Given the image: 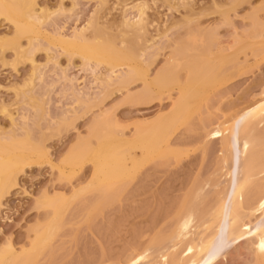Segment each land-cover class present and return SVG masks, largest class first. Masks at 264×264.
<instances>
[{
    "label": "rangeland",
    "instance_id": "1",
    "mask_svg": "<svg viewBox=\"0 0 264 264\" xmlns=\"http://www.w3.org/2000/svg\"><path fill=\"white\" fill-rule=\"evenodd\" d=\"M34 2L35 12L47 16L40 26L34 24L38 28L32 33L37 39L31 41L30 34L29 42V34L22 36L16 41V49L7 45L15 38L14 24L0 16V44L6 42L0 45V140L27 135L45 151L23 165L0 197V250L9 247L22 254L30 248L38 229L52 214L50 207L41 204L43 199L57 196L65 203L55 226L58 229L54 228L56 233L43 251L34 252V264H161V253L178 258L183 254V241L193 239L194 232L205 231L211 223L206 233L217 234L213 247L220 249L213 264H264V258H258L253 250L256 236L233 241L225 229L218 232L226 191L239 178L243 163L235 152L238 145L236 149L229 147L228 159L224 160V133L234 128L237 133L243 109L264 95V0ZM139 12L142 20L135 28L123 27L125 22H138ZM74 33H83L80 38L97 34V45L104 41L114 49L122 48L133 59H123L124 64L115 66L110 75L109 66L98 59H93L96 65L62 50L57 38L70 40ZM128 65H134L133 72L138 73H131ZM164 67L171 70L167 83L159 86L161 89L151 87L148 79L152 81ZM200 77L207 79L204 93L194 99L193 94L186 96L187 81L191 80L192 87ZM143 84L151 89L142 95L144 99L137 96L145 88ZM181 86L185 88L182 91ZM189 95L193 100L198 98L195 106L189 103L191 99L186 105ZM178 101L187 106L186 110L180 107V115L177 110L181 104L174 107ZM175 110L181 117L172 125L169 121L175 119L168 115L174 116ZM186 113L188 120L180 123L186 120ZM261 114L248 120L253 124L248 129L257 142L252 144L257 153L253 156L264 162ZM162 117L169 121L162 119L163 123ZM158 119L164 127L157 124L156 133H167V141L158 139L157 144H162H156L155 150L150 148L152 151L144 150L147 146L142 147L141 142L136 153L142 156L129 176H112L119 179L91 189V161L82 160L73 167L62 163L79 143L96 144L94 130L101 135L114 130L123 140L134 139L143 131L147 136L148 132L155 134ZM167 121L168 132L164 130ZM153 124L152 132L148 131ZM137 129L141 131L135 135ZM114 133L106 141L119 147L122 139ZM115 139L117 143L112 141ZM252 180L264 185V170ZM252 193L253 188L248 194ZM247 199L248 204L238 210L240 218L260 225L264 222L261 206L254 197ZM187 208L193 213L191 220L187 226H179L178 217L181 211L190 210Z\"/></svg>",
    "mask_w": 264,
    "mask_h": 264
},
{
    "label": "bare ground",
    "instance_id": "2",
    "mask_svg": "<svg viewBox=\"0 0 264 264\" xmlns=\"http://www.w3.org/2000/svg\"><path fill=\"white\" fill-rule=\"evenodd\" d=\"M34 3H35L34 0H0V16H4L6 20L11 21L12 24H14V27H15V33H14L15 34V38H14V40H11V41L7 42V45L13 47L14 49L19 47V46H17L18 43H16V41L18 40V38H21L22 36L26 37V35L29 34L28 40L31 37L33 38V40H32V38L30 39L31 41H34L35 39H37L38 35H36V34L33 35V33H32L33 29L35 27L38 28L37 26H34V24L35 23L36 24L39 23V25L38 24L37 25L40 26L41 22L45 21L44 19L46 18L47 15L45 16V14H43V13H41V14L36 13L34 8H33ZM139 11H140V8H139ZM141 12H139L140 16H138V19H137L138 22L137 21L134 22V23H128V22L126 23L125 22V23H123V27H125V28L128 27L129 29L130 28H135V26H137V24L140 23V21L142 20V17H141L143 15L142 13H145L144 11L142 13ZM36 28H35V30H36ZM39 30H40V27H39ZM39 30H37V31H39ZM96 33L98 34V31ZM30 34H31V37H30ZM37 34H38V32H37ZM81 34H83V33H81ZM81 34L79 33V35L76 36V34L74 33L73 35H75L74 36L75 38H73V39L70 38V40H69V38L67 40V37L65 38L66 40L63 37L62 38L59 37V38H57V39H59V40H57V41H59L58 45H60V47H62V50L65 53H69L71 55H73V54L74 55L75 54L79 55V56H81L82 59H84V61L88 60V61L91 62V61H94L95 59L96 60L98 59L97 61H100V64H102V62L107 64V66H109L110 75L113 73V68H116L115 66H117V65L121 66V64L122 65L124 64V63H122L123 59L129 60V61L131 59H133V57L130 56L131 54L126 53L125 50H123L122 48H121L122 50L121 49L118 50L116 48L115 49L112 48V45H110V43H109V45L111 47L108 46V43H106L104 41L101 42V43L105 44L104 46H103V44H101V45L98 44L97 45V43H99V38H100L99 35H97V34H94L93 36L91 34V36H92V37L90 36L91 38L90 37L86 38L84 36L82 38H80ZM127 34H128V32H127ZM32 35L35 36V37H33ZM73 35H72V37H73ZM76 37L77 38L79 37L80 39L79 38L77 39ZM74 39H77V41H75ZM30 40H29V42H31ZM72 40H74V41H72ZM96 40H98V42L95 43ZM5 44H6V42L2 41V43L0 45L1 46H5ZM31 44L29 43V45H31ZM94 45H96V46H94ZM99 46H103V47L101 48ZM120 50L123 51V52L121 53ZM126 55H128V56L126 57ZM126 60H124V62ZM88 61H86V62H88ZM95 64L97 65V62H95ZM131 66H132V71L130 69ZM133 66L134 65H130V66L128 65V67H129L128 69L130 70L131 73L133 72V68H134ZM110 67H111V69H110ZM128 69H127V71H128ZM169 69H165V67H164V69L161 70L162 73L161 72H160V74L156 73V75H154V78L153 79L151 78L152 81H150L148 79L149 85H150V82H151L152 84L150 86L153 87V85H155V87H157V89H158L159 86H165V83H167L166 79H167L168 75L170 74L169 72L171 71ZM111 71H112V73H111ZM134 71H136V70H134ZM136 72L138 73V71H136ZM136 72H135V74H136ZM133 74H134V72H133ZM142 74H143V72H142ZM142 74H138V75L140 76ZM110 75H107V76H109L110 79L113 78ZM128 75H129V72H128ZM124 76H126V78L128 77L126 75V73L124 74ZM129 77H132V75L129 76ZM141 77H144V75H142ZM126 78L123 79V80L127 81ZM200 79H201V77L196 81L198 86L195 83V84L192 85V87L189 85V82L191 83V80L187 79L188 81H187V84L185 85V86H187V89H185L186 87L184 85H182L185 88H183L181 86L180 90L182 91V88L185 89L186 90L185 93L187 92L186 96L189 93L193 94L194 96H191L193 99H194V97H196V95L199 98V94L205 90L204 89V87H205L204 84L207 82V79L205 80L206 82L203 81L204 78H202L201 80ZM123 80H121V81H123ZM148 81H146V82H148ZM209 81H210V79H209ZM144 82L145 81H143V83ZM201 84H202L203 88L201 87ZM143 85L145 86V88L143 89V91L141 93H139L137 95L138 97H141V98L143 97L142 95H144L147 91H148L147 93H149L150 90H151V89L148 90L150 88L149 86H147L145 84H143ZM188 85L190 86V88L188 87ZM194 85H196L197 87L194 86ZM161 88H163V87H161ZM161 88L159 87V89H161ZM202 89H203V91H202ZM189 90H190V92H189ZM180 94L182 96L184 93H180ZM191 97L189 95V99L185 98V99H187V101L185 100V103L187 102L186 103V105H187L189 100L191 99L189 103H191L192 105L194 104V106H195V102H196L195 100H197V102H198V98H195V100H193ZM133 98H134V96L131 98V100ZM200 98H201L200 100H203L202 97H200ZM143 99H144V97H143ZM136 100H140V99H136ZM132 101L135 102V100H132ZM179 101L176 102L177 104L174 106L175 108L178 106V103H180ZM181 101H184V98ZM192 102H194V103H192ZM180 104H181V106L179 105L178 109H180V107H181V109L183 110L184 107H185V110H186L187 106L182 107L183 102L180 103ZM197 105H199V103ZM194 106H192V107L190 106V107L193 108ZM189 108H188L189 111L190 110L193 111V109H194V108L193 109H189ZM180 110L179 111L177 110V112H179L178 113L179 115L182 114V113H180V112H182V110L181 111ZM243 110L244 111H242L241 115L238 117V119L240 120L239 122L242 123L241 124L242 127L240 126V129H236L237 133H235L236 132L235 128L233 129L234 132H233V130H231L232 133H231V131H229V129H227L225 131V133H224V139H223L224 146L223 147H224V151L226 150V152H227L226 154H224L225 155L224 156V160L227 161V159H228V155L227 154H228V151L230 150L229 147L233 146L236 149L237 148L236 145H238V148L236 150L235 149H233V150H235V152L236 151L238 152L237 155L239 154L240 158L243 159L242 160L243 163H242L241 174H239V176H238L239 178L238 179L236 178V181H233V184L231 185L229 191H226L228 193L225 195L226 196L225 197V201L228 203V205L225 202L224 203V207H223V209L221 211V214H220V217H219L218 221H220L219 224L222 227L219 228L220 226L218 225L219 226L218 227L219 228L218 232H220V230H224L225 229V231L227 233V236H228L227 238L229 240H233V241H241L243 239H248V238H250L252 236H256V240L253 243L254 244L253 245V247H254L253 250H255V253H256L257 257L258 256H260V257L262 256V258H264V233L260 234V231L264 227V222L260 223V225H259V223L258 224H252V223H250L248 221L246 222V220L245 221L243 220L244 222H242V219L240 218V215H239V212H238V210L240 208H243L245 206V204H248L247 201L249 199H247V198H248V196H250V197H254L255 203L258 204L259 206H261V212L264 215V193L261 192V190L264 188V185H262L260 183H257L256 181L252 180V178L255 175H257L258 173H260V172H262L264 170V162H260L258 160V157L257 156L255 157V155L257 153L255 154V152H254L255 148L252 149L253 146H255V145H252V144H255L257 142H255L254 141L255 139L252 138V133L250 132L251 129H248V128H251L252 125H253L252 123H251L252 125H250V123H249L250 119L252 117L257 116L256 115L257 113L258 114H260V113L263 114L264 113V95H263V98H260L253 105L248 107L246 110L245 109H243ZM172 111H173V109H172ZM188 113H190V112H188ZM174 114L176 116L175 115L173 116V114H169L168 116L170 117V115H171V118H173L175 120L170 119L171 121H169L168 118L165 119L166 116L160 118V120L163 123L165 121H163L162 119L168 120L173 125L174 121H176V119L180 120V117H181V116L178 117L179 115L176 114V110H175ZM186 117H188L187 113L185 115V119H186ZM110 120H111V118H110ZM160 120L159 119L156 120V125L159 124V123H157L158 121L161 122ZM187 120L188 119H186L185 121L182 120L180 123H185ZM253 120H255V119H253ZM168 121H167L168 126H165L166 128H164V130L166 129L167 132H168V130H170V128L167 129V127H169V122ZM247 121H248L249 124L247 123ZM105 122H107V121H105ZM251 122H252V120H251ZM237 123H238V121H237ZM254 124H255V122H254ZM256 124H257V122H256ZM153 126H154V124L152 126H150L149 129L147 127L148 131L149 130L151 131L150 128H152ZM162 126L164 127V125H160V127H162ZM253 128H254V126H253ZM147 129H145V130L147 131ZM154 129H156V127ZM154 129H152V130L154 131ZM158 129H159V126L155 130V134L152 133V135H150L151 133L149 134V132L147 131L148 132L147 133L148 136L145 135L146 134L145 131L142 130L144 132V134H143V133L140 132L141 129H139V130L137 129L138 131H136L135 135H137L139 132L141 134L139 133L134 139L130 138L131 140L128 138V140H130V141L125 140V139L123 140L124 137L122 138V136H120L119 134L114 133V132H117V131H114V130H112L113 132H110V133L107 132L104 135L98 134L97 131L94 130L92 132H93V135H96V137H97V140H98V141H96L97 145L94 144L95 146L94 145L92 146L87 141H83V142L79 143L77 145V147L74 148L72 150V152L68 153V155L65 157V159L62 160V163L64 164V166L66 164L68 166L73 167V166L79 164V162H81L82 160L91 161L92 165H93V169H94L93 170V175L95 177L92 175V177L94 178V181H92V180H91L92 182L90 181L89 187H91V189H94L95 187H101L103 185L105 186L106 185L105 183H107V182L111 183L110 179L111 180L119 179V178H117V179L116 178H112V176H118V175H120V176L121 175H125L126 176V175H128V174L130 175L132 173V170L135 168V164L137 162V159H139V157L142 156L141 152H140L139 155H138V153H136V151L140 149L139 147H140V143L141 142L143 143V145L141 143L142 147L147 146V148H143V149L144 150L147 149V151H150L152 148L155 147V145L157 144L158 139L159 140L161 139L160 140L161 142H162V138H163V141H164V138L166 140V136L168 134L164 133V132H163L164 135H163V133L162 134H160V133L157 134L156 131ZM228 131H229V133H228ZM112 133H114V135L116 134L115 136L119 135V137L122 139V141H120V142H122V143H120L121 145H118L119 147H116L115 145H110L109 142L106 141V140H108L107 138L112 137V135H113ZM240 133H241V135H240ZM142 134H143V136H142ZM165 134H167V135L165 136ZM144 136H147V137H144ZM116 138H118V136ZM4 140L5 141L0 140V197H1L2 194L6 193L8 187H10L13 184V182L15 181L14 180L15 176H17L18 171L23 167V165H25L27 163L29 164V162H31L34 159V158L32 159V157L36 153H40L42 150H43V152H45L43 148L42 149L40 148L41 145H38L37 143L31 142L27 135L23 136L20 139L11 138V139H8V140H6V139H4ZM117 140H119V139H117ZM108 141H110V140H108ZM112 141L114 143L115 142L117 143L116 139H115V141L114 140H112ZM159 142H158V144H162V143H159ZM148 149H150V150H148ZM153 150H155V148ZM169 151H170V149H169ZM251 152H252V154H251ZM253 154H255V155L253 156ZM35 157H37V156H35ZM68 169H69V167H68ZM110 183H107V185L110 184ZM88 188L87 189L85 188V190L88 191ZM251 188H253L254 193L249 195L248 193L250 192ZM82 192H83V190H82ZM56 197H51V198L46 197V198L43 199V201H42L43 203H41V204L43 206L46 205V207H50L52 209V211H51L52 214L49 217V221L47 220L49 222L48 225H45V224H47V221H46L44 226L42 227V229L40 228L41 230L38 229V232L36 231L37 234L35 236H37V237L36 238L33 237L34 239L31 240L32 244L30 243L31 244L30 248H28L26 250L24 249L25 252L22 251L23 252L22 254H17L16 252H12L13 249L9 248V247H6L7 249L5 248L4 250L3 249L0 250L1 251L0 252V264H30V263L34 264V254H35L34 252L38 251L40 253L41 251H43L46 248V246L48 244V241L54 235L55 231L53 232V230L58 229L57 227L55 228V226H57L59 224L57 222V220L60 217L61 210L63 209V204H65V203H63L62 200H59ZM64 208H65V206H64ZM188 209H190V208H187V210ZM249 213L251 214L252 212H249ZM192 215H193V213L191 212V209L189 211H186V210L184 212L181 211V215L178 217L179 221H177L176 224L179 223V226H187L189 224L190 220H191ZM243 217H244V215H243ZM60 220H61V218H60ZM60 220H58V221H60ZM221 221H223V223ZM212 222H214V221H212ZM56 223H58V224L56 225ZM210 223L211 222H209V224ZM211 225H213V223H211ZM211 225H209V228L212 227ZM176 227H178V226L176 225ZM176 227L174 226V230L176 229ZM207 228L208 227L205 228L206 229L205 231L203 229V231H201L199 233L194 232V234H193L194 238L193 239L190 238L189 240H186V242H184L185 240L184 241L182 240L183 243L185 244V247L182 250L183 254L179 255L178 258L174 257L176 259H174V258L171 259L168 254H163V253H161L160 256H159V254H158L159 252L157 251L158 252L157 256L160 257V263L161 264H172L173 262H175L176 264H213V262L220 255L219 254L220 252L218 251L220 249H218V250L216 249L215 250V248L213 247V246L216 245V242L218 240L217 236H216L217 234L212 235L211 233H213V231L210 232L209 234H207L206 231L209 230V228L208 229ZM216 231H217V229H216ZM174 232H172V234ZM225 240H227V239L225 238ZM182 241H179V243L180 242L182 243ZM211 241H212L213 244H211ZM152 247H154V246H152ZM162 247H164L163 250L166 248V246H162ZM8 248H9V250H8ZM11 249H12V251H10ZM161 250H162V248H161ZM145 252L148 254L147 249H145ZM37 253H36V255H37ZM259 253L261 255H258ZM150 254L151 253H149V255ZM35 258H36V256H35ZM175 263H173V264H175Z\"/></svg>",
    "mask_w": 264,
    "mask_h": 264
}]
</instances>
